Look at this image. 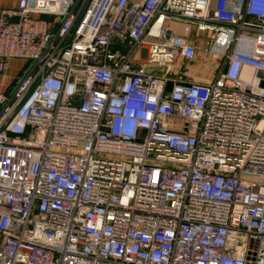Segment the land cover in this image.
<instances>
[{"label": "built area", "instance_id": "2783aa9c", "mask_svg": "<svg viewBox=\"0 0 264 264\" xmlns=\"http://www.w3.org/2000/svg\"><path fill=\"white\" fill-rule=\"evenodd\" d=\"M167 18L210 32L212 80L167 86L195 49ZM10 58L0 264H264V0H18Z\"/></svg>", "mask_w": 264, "mask_h": 264}, {"label": "crops", "instance_id": "0c3cea01", "mask_svg": "<svg viewBox=\"0 0 264 264\" xmlns=\"http://www.w3.org/2000/svg\"><path fill=\"white\" fill-rule=\"evenodd\" d=\"M17 5L18 0H0V7L16 8ZM187 24L189 23L182 19L167 18L165 20L167 26L166 38L178 36L195 48L194 55L191 58L180 56L172 63L169 72L170 80L167 86L178 79L207 82L212 80L220 71V65L218 66L220 56L215 52L205 51L210 32L208 30H198L194 24H189V29L185 30L184 27ZM200 36L205 39L199 41ZM210 58H214L213 61ZM27 64L28 61L23 58H10L8 60L5 70L0 71V93L8 94L12 91ZM157 72L162 73L163 69L158 68Z\"/></svg>", "mask_w": 264, "mask_h": 264}, {"label": "rangeland", "instance_id": "374dc122", "mask_svg": "<svg viewBox=\"0 0 264 264\" xmlns=\"http://www.w3.org/2000/svg\"><path fill=\"white\" fill-rule=\"evenodd\" d=\"M198 39H199V41H200V40H204L205 38H204V37H202V36H200ZM121 45H123V44L121 43ZM210 59L213 61V59H214V58H213V59H212V58H210ZM219 65H220V64L218 63V66H219Z\"/></svg>", "mask_w": 264, "mask_h": 264}, {"label": "water", "instance_id": "95a60500", "mask_svg": "<svg viewBox=\"0 0 264 264\" xmlns=\"http://www.w3.org/2000/svg\"><path fill=\"white\" fill-rule=\"evenodd\" d=\"M14 20H17V18H14Z\"/></svg>", "mask_w": 264, "mask_h": 264}, {"label": "bare ground", "instance_id": "6f19581e", "mask_svg": "<svg viewBox=\"0 0 264 264\" xmlns=\"http://www.w3.org/2000/svg\"><path fill=\"white\" fill-rule=\"evenodd\" d=\"M246 75H248V72L246 73Z\"/></svg>", "mask_w": 264, "mask_h": 264}]
</instances>
